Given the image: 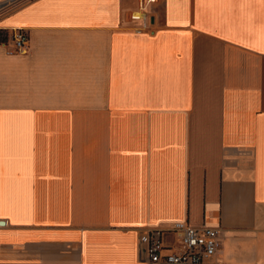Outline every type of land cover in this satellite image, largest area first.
<instances>
[{"label":"crops","instance_id":"obj_1","mask_svg":"<svg viewBox=\"0 0 264 264\" xmlns=\"http://www.w3.org/2000/svg\"><path fill=\"white\" fill-rule=\"evenodd\" d=\"M16 28L0 264H148L139 235L179 222L218 231L205 264H264V0H33Z\"/></svg>","mask_w":264,"mask_h":264},{"label":"built area","instance_id":"obj_2","mask_svg":"<svg viewBox=\"0 0 264 264\" xmlns=\"http://www.w3.org/2000/svg\"><path fill=\"white\" fill-rule=\"evenodd\" d=\"M33 0H2L0 14ZM8 55H25L30 40L24 29L16 28L7 42L0 43ZM176 238L174 246L167 251L164 237ZM139 246L148 264H205L220 248L218 231L209 227H191L186 223H175L168 229H149L138 237Z\"/></svg>","mask_w":264,"mask_h":264},{"label":"trees","instance_id":"obj_3","mask_svg":"<svg viewBox=\"0 0 264 264\" xmlns=\"http://www.w3.org/2000/svg\"><path fill=\"white\" fill-rule=\"evenodd\" d=\"M7 31L0 30V43L1 42H7Z\"/></svg>","mask_w":264,"mask_h":264},{"label":"rangeland","instance_id":"obj_4","mask_svg":"<svg viewBox=\"0 0 264 264\" xmlns=\"http://www.w3.org/2000/svg\"><path fill=\"white\" fill-rule=\"evenodd\" d=\"M8 35V34H7Z\"/></svg>","mask_w":264,"mask_h":264}]
</instances>
